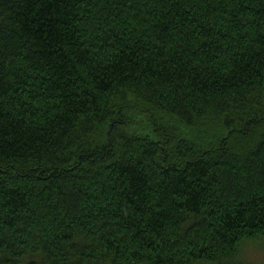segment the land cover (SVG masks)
<instances>
[{
    "label": "trees",
    "instance_id": "obj_1",
    "mask_svg": "<svg viewBox=\"0 0 264 264\" xmlns=\"http://www.w3.org/2000/svg\"><path fill=\"white\" fill-rule=\"evenodd\" d=\"M264 0H0V264H257Z\"/></svg>",
    "mask_w": 264,
    "mask_h": 264
},
{
    "label": "rangeland",
    "instance_id": "obj_2",
    "mask_svg": "<svg viewBox=\"0 0 264 264\" xmlns=\"http://www.w3.org/2000/svg\"><path fill=\"white\" fill-rule=\"evenodd\" d=\"M244 259L255 261L257 264H264V249H251L250 251L244 252L242 255Z\"/></svg>",
    "mask_w": 264,
    "mask_h": 264
}]
</instances>
